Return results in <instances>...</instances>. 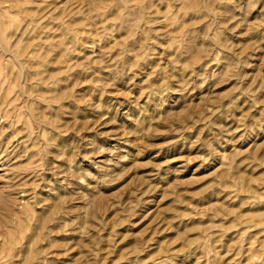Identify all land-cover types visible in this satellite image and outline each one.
I'll return each mask as SVG.
<instances>
[{
    "label": "rangeland",
    "instance_id": "obj_1",
    "mask_svg": "<svg viewBox=\"0 0 264 264\" xmlns=\"http://www.w3.org/2000/svg\"><path fill=\"white\" fill-rule=\"evenodd\" d=\"M0 264H264V0H0Z\"/></svg>",
    "mask_w": 264,
    "mask_h": 264
},
{
    "label": "bare ground",
    "instance_id": "obj_2",
    "mask_svg": "<svg viewBox=\"0 0 264 264\" xmlns=\"http://www.w3.org/2000/svg\"><path fill=\"white\" fill-rule=\"evenodd\" d=\"M17 2V1H16Z\"/></svg>",
    "mask_w": 264,
    "mask_h": 264
}]
</instances>
